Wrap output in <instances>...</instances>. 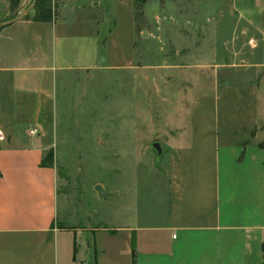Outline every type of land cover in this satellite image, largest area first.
I'll list each match as a JSON object with an SVG mask.
<instances>
[{"label": "crops", "instance_id": "0c3cea01", "mask_svg": "<svg viewBox=\"0 0 264 264\" xmlns=\"http://www.w3.org/2000/svg\"><path fill=\"white\" fill-rule=\"evenodd\" d=\"M230 7L257 45L248 59L264 68V0ZM105 8L53 0L50 20L33 19L30 6L0 26V264H264V137L250 133L255 122L240 134L167 132L156 182L129 217L99 229L67 221L68 182L54 163L56 85L106 65ZM9 10L0 0V23ZM48 151L52 163L43 164ZM99 230L120 244L95 245Z\"/></svg>", "mask_w": 264, "mask_h": 264}, {"label": "rangeland", "instance_id": "374dc122", "mask_svg": "<svg viewBox=\"0 0 264 264\" xmlns=\"http://www.w3.org/2000/svg\"><path fill=\"white\" fill-rule=\"evenodd\" d=\"M32 1L18 0L5 18ZM103 1L106 65L81 82L58 81L54 110V163L73 210L67 221L98 229L118 226L134 199L150 195L162 159L150 144L161 147L167 132L240 134L255 122L250 133L264 137V68L248 59L257 45L245 41L231 0ZM102 232L95 245L120 244Z\"/></svg>", "mask_w": 264, "mask_h": 264}, {"label": "trees", "instance_id": "16d2710c", "mask_svg": "<svg viewBox=\"0 0 264 264\" xmlns=\"http://www.w3.org/2000/svg\"><path fill=\"white\" fill-rule=\"evenodd\" d=\"M17 1L18 0H9V9H12V7L16 5ZM32 7L34 9V14L32 16L33 19H37V20H50L51 19L52 10H51L50 0H34ZM258 144L260 146H264V143L262 142H259ZM41 163L43 164L52 163V155L50 151L45 153V155L42 157ZM131 246H132V241H131ZM261 249H262L263 256H264V242H262L261 244Z\"/></svg>", "mask_w": 264, "mask_h": 264}, {"label": "water", "instance_id": "95a60500", "mask_svg": "<svg viewBox=\"0 0 264 264\" xmlns=\"http://www.w3.org/2000/svg\"><path fill=\"white\" fill-rule=\"evenodd\" d=\"M33 1H34V0H33ZM33 1L31 2V4H33ZM29 7H30V6H28L26 9H28ZM25 11H26V10H25ZM24 13H25V12H21L19 15L15 16V17L8 18V19L2 21L0 24L3 25L4 23L9 22V21L13 20V19L16 18V17H19V16H21V15L24 14ZM150 145H151V147L155 150V152H156L157 154H159V153L161 152V147H160V145H159V143H158L157 141H153V142H151ZM94 188L96 189V191H97L98 194H99L100 192H102V188H101L100 184H95V185H94Z\"/></svg>", "mask_w": 264, "mask_h": 264}, {"label": "built area", "instance_id": "2783aa9c", "mask_svg": "<svg viewBox=\"0 0 264 264\" xmlns=\"http://www.w3.org/2000/svg\"><path fill=\"white\" fill-rule=\"evenodd\" d=\"M30 132H33L34 130L33 129H30L29 130ZM2 137V135H1V131H0V138Z\"/></svg>", "mask_w": 264, "mask_h": 264}]
</instances>
